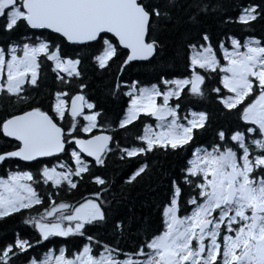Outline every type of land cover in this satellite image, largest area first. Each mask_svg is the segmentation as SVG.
Here are the masks:
<instances>
[{"label": "snow or ice", "instance_id": "1", "mask_svg": "<svg viewBox=\"0 0 264 264\" xmlns=\"http://www.w3.org/2000/svg\"><path fill=\"white\" fill-rule=\"evenodd\" d=\"M177 6L176 0H0V32L50 30L61 39V44L37 39L0 47V95L28 104L31 97L25 85H37L42 58L51 62L61 83L79 79L81 58L65 54L64 42L81 48L101 45L93 57L101 70L111 67L121 50L126 56L118 66L120 73L132 62L151 63L164 49L161 24L171 19V9ZM188 7L199 13L208 6L191 0ZM238 7V16L227 22L248 26L264 17V0ZM201 39L203 43L187 45V75H161L148 85L135 80L115 84L113 95L128 89L122 93L128 97L127 107L116 128L127 130L141 117L155 121L143 124L142 134L134 137L139 146H120L112 123L85 95L83 83L74 94L55 92L47 111L29 106L0 119V133L15 142L12 150L0 152V165L13 160L41 165L36 172L17 166L0 176V221L42 209L23 220L39 239L17 234L0 245V264H17L22 256L23 264H264V38L241 42L228 37L230 48L224 40L214 47L206 32ZM211 79L216 86L209 92L216 102L242 123L231 131L220 128L210 147L192 151L181 179L171 180L160 228L148 233L135 252H123L88 235L90 227L113 219L111 202L104 199L108 181L94 174L93 168L104 167L115 152L124 160L189 147L194 136L206 129L208 113L189 109L181 116V100L205 99L206 81ZM42 158L57 162L49 166ZM147 169L148 164L141 163L126 183L132 184ZM85 175L100 186L99 191L78 204L57 202L59 191L77 189ZM181 180L194 193L183 202L190 211L181 203ZM41 185L55 191L42 194ZM114 229L123 234L125 225L117 219ZM54 237L84 242L75 251L60 246L42 257L29 255L30 249Z\"/></svg>", "mask_w": 264, "mask_h": 264}, {"label": "trees", "instance_id": "2", "mask_svg": "<svg viewBox=\"0 0 264 264\" xmlns=\"http://www.w3.org/2000/svg\"><path fill=\"white\" fill-rule=\"evenodd\" d=\"M163 3V0H160ZM262 0H202L207 5V11L196 13L195 9L189 8L191 0H176L177 7L171 9V19L165 20L161 24V39L164 42L163 52L153 59L151 63L147 61L132 62L126 67L123 73L118 71V66L126 56V51L121 50L120 58L111 63V67L101 70L96 66L93 59L102 50L101 45L93 44L91 47L81 48L69 46L67 42L62 44L65 54H78L81 58V64L78 66L82 76L79 79H73L70 84H63L56 79V74L51 70V62L44 61L40 68V75L36 86L26 84V94L31 97L28 104H19L15 98H9L0 95V119L9 114L18 113L27 110L29 106H38L47 111L54 100V93L57 91H69L75 93L79 90L78 85H86L85 95L97 105V109H102L107 121L112 123L114 129L113 135L120 142L121 147L139 146L140 142L135 140L136 135L142 134L143 124H154L153 118L141 117L140 121L135 122L134 126H129L127 130L116 128L119 118L127 107L128 97L122 93L127 91L123 87L119 93L113 95L115 84L119 81L122 85L130 84L133 80L142 85L156 83L161 75L168 78L178 77L188 74L187 64V45L190 43H203L202 35L206 32L214 47H217L219 41L224 40L226 46L231 47L227 41L228 37H235L241 42L248 38H264V17L258 18L255 22L245 26L238 23L227 22L234 20L240 11L239 5L247 6L250 3L260 4ZM196 13L195 21L190 17ZM37 39H46L49 42L54 41L61 44L58 34L47 30L36 31L32 29L21 28L11 34L0 32V47H6L12 44L31 43ZM63 75V74H62ZM216 86V80L206 81L205 95L203 100L185 97L181 100V115L192 107V104L204 103L209 113V120L206 129L199 131L195 139L200 142L212 145L216 142V131L220 128L234 130L238 121L235 113L229 114L220 106L215 95L209 92V89ZM102 123L104 120L101 121ZM83 135V134H81ZM183 151H156L149 153L147 157L125 158L121 160L119 152L109 154L106 158L104 167L96 166L93 173L102 176L108 181L106 187L109 191L104 194V199L111 202L112 216L105 225L90 227L88 235H93L100 241L112 246H119L123 252H135L138 246L144 241L145 236L159 229L161 226V207L167 202L171 180L182 177V169L187 166V161L191 158L194 150L193 143ZM15 142L3 137L0 133V152L10 151ZM115 148V143L112 145ZM62 159L67 157L61 156ZM90 160V159H89ZM51 164L57 161L53 159L44 160ZM147 163L148 169L141 174L132 184L126 183L131 173L139 167L141 163ZM17 166L21 170H30L36 172L40 164L24 163L22 161H8L0 165V176H4L7 170H16ZM183 195L181 203L185 209L191 210V206L183 202L194 194L188 186L183 185L181 180ZM100 186L94 184L91 177L85 175L79 183L78 188L72 191L62 190L54 198L59 201H67L72 204H78L83 199L89 197L92 193L99 191ZM39 190L42 194L48 191H55L47 185H41ZM45 198V206H47ZM42 211L36 208L31 212H22L8 218L7 221H0V245L11 242L17 234L29 238L32 241L38 240V233L30 226L23 223V220L29 215H36ZM121 220L125 225L123 234L114 229L115 220ZM83 238H51V242L44 241L29 250V255L42 257L48 249L58 250L60 246L66 247L69 251L77 250L82 243ZM25 257H20L17 264H23Z\"/></svg>", "mask_w": 264, "mask_h": 264}, {"label": "flooded vegetation", "instance_id": "3", "mask_svg": "<svg viewBox=\"0 0 264 264\" xmlns=\"http://www.w3.org/2000/svg\"><path fill=\"white\" fill-rule=\"evenodd\" d=\"M206 106H205V104L204 103H196L195 105L194 104H192V107H190V108H188L187 110H186V112L189 110V109H191V110H193V111H205V112H207L208 113V111L206 110ZM186 112H185V114H186ZM184 114V115H185ZM182 116V115H181ZM208 120H209V113H208ZM207 124H208V121H207ZM199 133V132H198ZM197 133V134H198ZM197 134L194 136V139H195V137L197 136ZM193 139V140H194ZM193 146H194V149L196 148V147H198V146H200V147H210L211 145L209 144V143H204V142H200V141H197L196 139H195V141H194V143H193Z\"/></svg>", "mask_w": 264, "mask_h": 264}, {"label": "water", "instance_id": "4", "mask_svg": "<svg viewBox=\"0 0 264 264\" xmlns=\"http://www.w3.org/2000/svg\"><path fill=\"white\" fill-rule=\"evenodd\" d=\"M36 31H42V30H36ZM47 31H50V30H47ZM8 139H10V138H8ZM47 159H52V158H42V160H47ZM88 159L91 160V158H88ZM24 163H34V162H24Z\"/></svg>", "mask_w": 264, "mask_h": 264}, {"label": "rangeland", "instance_id": "5", "mask_svg": "<svg viewBox=\"0 0 264 264\" xmlns=\"http://www.w3.org/2000/svg\"><path fill=\"white\" fill-rule=\"evenodd\" d=\"M154 125V124H153Z\"/></svg>", "mask_w": 264, "mask_h": 264}]
</instances>
